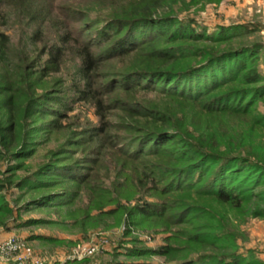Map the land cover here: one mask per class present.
<instances>
[{
    "label": "trees",
    "instance_id": "16d2710c",
    "mask_svg": "<svg viewBox=\"0 0 264 264\" xmlns=\"http://www.w3.org/2000/svg\"><path fill=\"white\" fill-rule=\"evenodd\" d=\"M4 1L34 31L32 47L18 51L0 31V226L60 224L87 237L128 220L171 234L156 248L134 238L128 261L103 264H264L256 250H241L229 220L264 219V44L251 39L249 25L208 32L179 16L188 0H90V9ZM70 55L72 80L47 88ZM79 101L98 121L48 160L28 163L62 133ZM12 187L21 192L17 203L35 193L27 210L58 219L22 220L7 196ZM153 256L165 262L147 260Z\"/></svg>",
    "mask_w": 264,
    "mask_h": 264
},
{
    "label": "rangeland",
    "instance_id": "374dc122",
    "mask_svg": "<svg viewBox=\"0 0 264 264\" xmlns=\"http://www.w3.org/2000/svg\"><path fill=\"white\" fill-rule=\"evenodd\" d=\"M77 1V3L75 2ZM60 0L58 3L62 6L70 5L76 8L80 5L88 3L87 9L91 6L90 0ZM79 2H82L79 3ZM117 4L116 3L115 7ZM101 5H98V10H101ZM12 4L8 5L4 0H0V31L6 32L11 36L14 51L21 48L32 47V42L29 36L34 31V27L27 21H23V15L15 9ZM97 10V9H96ZM99 13L98 11H95ZM178 14L181 18H192L194 26L206 28L208 32L217 30L220 26H232L238 24H246L253 30L251 39L260 40L264 44V0H223L220 3H192L188 0L186 4L181 3L178 7ZM6 18V19H5ZM4 20H8L5 23ZM56 22L50 24L52 31H55L57 26ZM72 56L68 57L65 69L62 73L53 74L47 81V88L49 84L54 81L67 79L65 85H68L71 78H73L74 68L70 61ZM261 69L264 71V49L261 56ZM50 82V83H49ZM45 89L42 90V92ZM143 96L149 99H157L155 93H144ZM111 118H114L111 115ZM98 121L94 113V109L89 103L82 101L74 103L73 110L69 112V117L63 119L65 129L62 133L53 136L48 141H45L38 147V152L31 159L27 160L28 163L37 166L41 162L49 159V152L58 146L66 144V141L75 132H79L84 127L91 123ZM6 167V163L2 164ZM20 175L25 174L24 171H19ZM61 188L60 186L57 187ZM35 193L25 195L24 200L17 203L15 200L21 196V192L13 188L7 191V196L15 207L16 211L21 209L22 220L27 221L30 219L42 218L51 222L50 220L58 219V214L50 213L48 210H27L25 202L30 200ZM150 199V198H149ZM258 201H256L257 203ZM127 205L135 204L136 201L132 200L130 203L124 201ZM264 205V202H263ZM19 212H16V216ZM229 220L232 219L234 228L240 234L238 244L242 251L252 248L257 251L260 257L264 258V219L262 218H245L236 220L229 214ZM125 220L121 225L113 226L111 228H96L92 229L87 237L82 234L77 228L63 227L60 224H31L28 226L20 227L13 219H11L7 226H0V241L9 235L18 236L22 239L23 243L31 248L36 256H39L46 261H64L72 253L74 248L79 244H97L99 241H104V245L100 247V251L94 255L85 256L75 261H82L86 258H91L94 264H103L111 261H128L125 257L126 247L134 245L133 240L137 238L143 245L151 248H156L165 242V238L171 233L161 232L154 233L148 230L135 228L129 226L130 224ZM231 221V222H232ZM131 234H127L128 230ZM59 239L60 242L48 240L49 238ZM148 261L156 263H164L165 257L153 256Z\"/></svg>",
    "mask_w": 264,
    "mask_h": 264
},
{
    "label": "built area",
    "instance_id": "2783aa9c",
    "mask_svg": "<svg viewBox=\"0 0 264 264\" xmlns=\"http://www.w3.org/2000/svg\"><path fill=\"white\" fill-rule=\"evenodd\" d=\"M103 243L102 240L97 244H79L64 261L48 262L36 256L18 236L9 235L0 241V264H67L69 261L98 253Z\"/></svg>",
    "mask_w": 264,
    "mask_h": 264
}]
</instances>
